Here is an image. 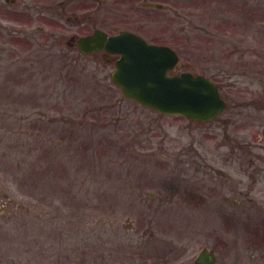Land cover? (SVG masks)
<instances>
[{"label":"rangeland","instance_id":"rangeland-1","mask_svg":"<svg viewBox=\"0 0 264 264\" xmlns=\"http://www.w3.org/2000/svg\"><path fill=\"white\" fill-rule=\"evenodd\" d=\"M153 1L163 9H133L125 26L177 50L232 109L193 123L108 89V75L68 76L39 56L33 66L26 47L0 52V264L21 253L26 264L29 246L34 264H107L112 213L155 211L192 222L195 258L264 264V176L252 190L236 157L240 134L254 143L264 132V0ZM240 178L258 207L235 202Z\"/></svg>","mask_w":264,"mask_h":264},{"label":"flooded vegetation","instance_id":"flooded-vegetation-1","mask_svg":"<svg viewBox=\"0 0 264 264\" xmlns=\"http://www.w3.org/2000/svg\"><path fill=\"white\" fill-rule=\"evenodd\" d=\"M157 5L153 0H0V52H15L26 47L34 54L28 58L33 66L42 64L44 69L51 70L57 62L59 69L68 76L108 75L111 83L107 81L106 87H116L122 92L112 79L122 54L111 51L110 38L133 33L148 43L166 45L146 38L143 30L125 26L132 25L134 20L127 12L160 9ZM116 11L121 14L117 13L115 18ZM37 56L41 64L34 62ZM179 57L178 68L170 74L186 72L184 68L187 67ZM31 77L35 78V74ZM222 97L226 102L222 113L225 115L232 105L225 94ZM238 106L243 104L239 102ZM239 128H242L241 123ZM256 148L263 152H257ZM236 152L240 174L250 178L254 190L259 177L264 176V132L254 143L247 142L240 134ZM243 184L240 178L237 192L240 200L235 202L245 207L255 203L258 207L257 200L243 191ZM148 199L176 200L173 197L159 198L155 194H150ZM179 199L187 201L189 198ZM145 200L144 197L137 199L141 204ZM159 205L153 209H161ZM108 226L112 237L107 264H198L193 253V225L184 219V213L163 215L155 211L138 214L134 219L129 214L120 216L112 213ZM31 248L29 246L25 251L30 258L26 264H34ZM23 257L21 253L16 264H25Z\"/></svg>","mask_w":264,"mask_h":264},{"label":"water","instance_id":"water-1","mask_svg":"<svg viewBox=\"0 0 264 264\" xmlns=\"http://www.w3.org/2000/svg\"><path fill=\"white\" fill-rule=\"evenodd\" d=\"M163 8V5H157ZM112 52L122 54L113 81L129 98L165 116H181L193 123L208 124L226 109L218 84L201 74L182 72L177 51L166 45L148 43L133 33L110 38ZM198 264H216V254L202 250Z\"/></svg>","mask_w":264,"mask_h":264},{"label":"trees","instance_id":"trees-1","mask_svg":"<svg viewBox=\"0 0 264 264\" xmlns=\"http://www.w3.org/2000/svg\"><path fill=\"white\" fill-rule=\"evenodd\" d=\"M48 167V166H47ZM51 170V169H50ZM43 171V170H42ZM41 170H40V172H37V173H35V175H41V174H43V175H45L44 174V172H42ZM42 172V173H41ZM51 172H52V175H54V176H56V177H58V175L54 172V171H50V173H49V175L51 174Z\"/></svg>","mask_w":264,"mask_h":264}]
</instances>
